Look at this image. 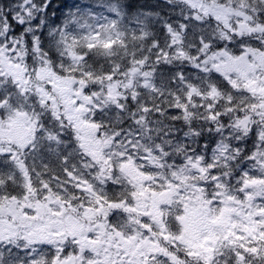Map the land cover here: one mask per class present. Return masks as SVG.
Segmentation results:
<instances>
[{"label":"snow or ice","instance_id":"snow-or-ice-1","mask_svg":"<svg viewBox=\"0 0 264 264\" xmlns=\"http://www.w3.org/2000/svg\"><path fill=\"white\" fill-rule=\"evenodd\" d=\"M0 264H264V0H0Z\"/></svg>","mask_w":264,"mask_h":264}]
</instances>
